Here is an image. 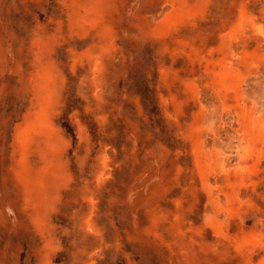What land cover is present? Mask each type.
<instances>
[{
	"label": "rangeland",
	"instance_id": "1",
	"mask_svg": "<svg viewBox=\"0 0 264 264\" xmlns=\"http://www.w3.org/2000/svg\"><path fill=\"white\" fill-rule=\"evenodd\" d=\"M0 264H264V0H0Z\"/></svg>",
	"mask_w": 264,
	"mask_h": 264
},
{
	"label": "crops",
	"instance_id": "2",
	"mask_svg": "<svg viewBox=\"0 0 264 264\" xmlns=\"http://www.w3.org/2000/svg\"><path fill=\"white\" fill-rule=\"evenodd\" d=\"M67 4V3H66Z\"/></svg>",
	"mask_w": 264,
	"mask_h": 264
}]
</instances>
